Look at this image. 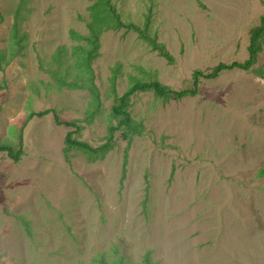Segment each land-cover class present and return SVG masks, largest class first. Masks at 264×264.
Returning a JSON list of instances; mask_svg holds the SVG:
<instances>
[{"label": "rangeland", "instance_id": "obj_1", "mask_svg": "<svg viewBox=\"0 0 264 264\" xmlns=\"http://www.w3.org/2000/svg\"><path fill=\"white\" fill-rule=\"evenodd\" d=\"M111 1L125 27L99 30L83 71L96 105L62 85L80 80L73 48L87 44L71 32L90 35L93 0H0V144L22 149L16 162L0 152V264H139L147 252L156 264H264V37L254 61L248 48L264 0ZM220 63L242 67L207 77ZM132 76L196 91L137 92L127 112L141 134L117 131L96 155L68 149L66 122L74 139L105 143ZM46 110L56 118L24 125Z\"/></svg>", "mask_w": 264, "mask_h": 264}, {"label": "trees", "instance_id": "obj_2", "mask_svg": "<svg viewBox=\"0 0 264 264\" xmlns=\"http://www.w3.org/2000/svg\"><path fill=\"white\" fill-rule=\"evenodd\" d=\"M90 10V20L88 22V29L90 31V35L86 37H79V35L75 32H71V35L73 37L78 38L79 40H84L87 44L86 48L81 47V46H76L73 48L74 53L77 51L80 52H85V58L84 61L81 63V61L78 58L77 61V67L79 68V72L75 74V79H80L79 82L74 81L71 82L70 84L67 85V83L64 82L62 85H66L72 88H82V89H89L90 93L93 95V103H96L98 105L99 103V94H98V87L95 84L94 80L91 78L90 80H87L84 77V73L89 71L91 72V61L96 57L97 55V47H98V39H99V30H107V29H113V30H118L120 28L125 27L123 22L120 19L119 14L116 12L112 1L111 0H93V3L89 7ZM3 15L1 14L0 11V22L3 21ZM134 29L136 28L133 26ZM137 30V28L135 29ZM19 33H17V28L13 27L12 31V36L16 39L17 43H20L19 39ZM264 37V16L261 19V25L260 27H257L253 30L252 35H251V44L248 47L250 51V61H254L256 52L260 48V40ZM17 43H13V45H16ZM3 52H0V64L3 65ZM78 57L81 58V56ZM13 59V55H10L7 60H4V63L8 64L11 60ZM246 66L248 65V62L245 63ZM232 67H242V64L239 63H233L231 65L225 66L224 64H219L217 65L212 73H209L207 77L214 78L219 73H221L225 69H230ZM84 71V73H83ZM196 76H203L202 73L197 72ZM131 78V83L129 84L128 88L126 91L118 98L117 100V105L113 106L111 108V118L116 121V124H110L108 128V136L105 139V143L102 144L99 147H93L89 145L86 142L78 141L74 139L72 136L73 134L77 133L80 131V127L77 126L75 123H64L65 126L67 127H72L74 128L70 132L66 134L65 138V143L67 145V148H75L77 150L85 151V152H90L92 154H98V152H102L107 150L108 148H111L114 144V139L117 131H124L125 134L124 138H126L129 142L132 140V138L135 135H139L143 132L142 124H138L129 116V112H127V106L130 103V100L134 94L137 92H142L148 89H152L158 96H165L168 94H174L176 97H181L185 94H194V90H187V91H182L178 93H173L168 87L162 86L159 83L156 82H149V83H144L142 80L138 79L137 77H130ZM196 78V77H194ZM197 78L195 79V81ZM63 83V82H61ZM79 83V84H78ZM95 105V106H96ZM53 113L55 117V111L52 110H46L42 112H34L30 113L27 116V119L24 123L30 121L34 117H43L49 113ZM56 118V117H55ZM20 147L22 144V138H20ZM0 152H6L7 156L11 159H13L15 162L18 161L22 155V149H13L12 147L8 145H3L0 144ZM264 172V169H263ZM117 253V251H116ZM118 256V259L116 261H112L111 263H108L104 258H101L99 260L98 264H121L122 260L124 259L123 256H120V254H116ZM139 264H156L151 260L150 253L147 252L145 256L143 257L142 262Z\"/></svg>", "mask_w": 264, "mask_h": 264}]
</instances>
